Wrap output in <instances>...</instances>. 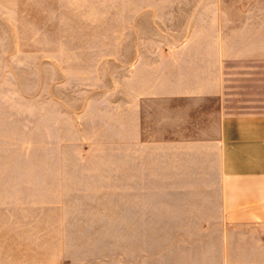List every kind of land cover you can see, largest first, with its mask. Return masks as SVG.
Wrapping results in <instances>:
<instances>
[{
	"label": "rangeland",
	"instance_id": "obj_1",
	"mask_svg": "<svg viewBox=\"0 0 264 264\" xmlns=\"http://www.w3.org/2000/svg\"><path fill=\"white\" fill-rule=\"evenodd\" d=\"M117 3L22 0L15 16L0 19V264H128L129 249L159 245L160 222L153 216L145 234L144 213L160 204H144L150 195L139 193L129 204L105 167L110 150L102 143L103 109L119 84L112 43L164 34L145 12L123 16ZM229 3L234 27L247 21L241 33H226L232 51L249 54L224 62L221 104L227 113H264V15L239 16V5L264 2ZM95 43L103 48L90 49ZM97 54L101 63H90ZM185 104L193 122L207 114Z\"/></svg>",
	"mask_w": 264,
	"mask_h": 264
},
{
	"label": "crops",
	"instance_id": "obj_2",
	"mask_svg": "<svg viewBox=\"0 0 264 264\" xmlns=\"http://www.w3.org/2000/svg\"><path fill=\"white\" fill-rule=\"evenodd\" d=\"M19 1L0 0V19L15 16ZM116 1L117 12L120 2L123 16L143 11L164 34L111 46L119 84L103 109L105 167L129 204L137 193L160 204L144 213L145 234L153 218L160 222L158 247L129 249L128 264H264V113H227L221 104L224 62L249 54L233 52L226 33H241L247 21L234 27L231 0ZM239 6L241 17L264 15V4ZM131 22L123 21L128 31ZM211 100V109L200 106ZM186 102L207 114L193 122Z\"/></svg>",
	"mask_w": 264,
	"mask_h": 264
}]
</instances>
